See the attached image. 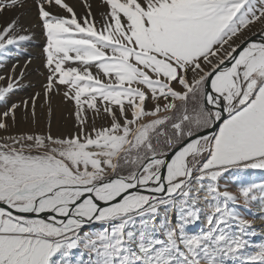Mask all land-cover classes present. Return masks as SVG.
I'll return each mask as SVG.
<instances>
[{
  "label": "snow or ice",
  "instance_id": "1",
  "mask_svg": "<svg viewBox=\"0 0 264 264\" xmlns=\"http://www.w3.org/2000/svg\"><path fill=\"white\" fill-rule=\"evenodd\" d=\"M95 9L0 0V264H264V0Z\"/></svg>",
  "mask_w": 264,
  "mask_h": 264
},
{
  "label": "rangeland",
  "instance_id": "2",
  "mask_svg": "<svg viewBox=\"0 0 264 264\" xmlns=\"http://www.w3.org/2000/svg\"><path fill=\"white\" fill-rule=\"evenodd\" d=\"M70 3L72 4H77V0H69ZM95 3L96 0H93V11L95 12ZM76 11L78 13H80L82 10L79 6L76 7ZM22 22L24 23H28L29 19L25 18ZM36 39L34 41V44L32 47H30L29 49V55H31V57H33V64L30 66L29 68V73L25 78V83H30L31 85H34L35 88L33 87H29L27 90L20 92L16 97H14L13 99H20L21 97H26L28 95H30L33 91L38 90L39 88V83L42 80V77H40L36 71L35 68L37 67V65L40 63V49L38 47V45L43 43L42 38L40 37L39 34V30L36 29ZM24 58H21V64L23 63ZM11 63V62H10ZM10 66V65H9ZM68 114V109L66 108V106H64L63 104H61L59 98H57L54 103H53V113H52V126H53V133H57L59 130V127L65 124V121L68 122V125L70 127V120L66 119ZM24 128H26V126H22L23 130ZM247 179L250 180H256L257 182H259V174H254L250 177H247ZM222 184H225L228 186V189L230 191L235 192L237 190V188L239 187V185L236 183V181L231 178L228 177L225 180L222 181ZM258 207V206H257ZM253 211L256 212L255 208H253ZM259 242V241H258Z\"/></svg>",
  "mask_w": 264,
  "mask_h": 264
},
{
  "label": "bare ground",
  "instance_id": "3",
  "mask_svg": "<svg viewBox=\"0 0 264 264\" xmlns=\"http://www.w3.org/2000/svg\"><path fill=\"white\" fill-rule=\"evenodd\" d=\"M67 128H69V125H68V122L65 121V124L59 127L58 132L65 131V130H67ZM255 210L258 211L259 210L258 207H255Z\"/></svg>",
  "mask_w": 264,
  "mask_h": 264
}]
</instances>
